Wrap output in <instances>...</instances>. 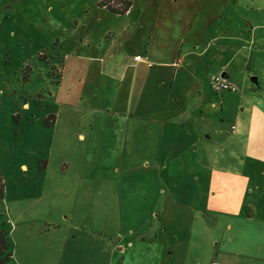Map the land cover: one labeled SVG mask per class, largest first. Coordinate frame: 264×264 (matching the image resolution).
<instances>
[{
    "label": "rangeland",
    "instance_id": "obj_1",
    "mask_svg": "<svg viewBox=\"0 0 264 264\" xmlns=\"http://www.w3.org/2000/svg\"><path fill=\"white\" fill-rule=\"evenodd\" d=\"M96 2L0 0V232L9 238L6 264H100L107 258L100 254L104 245L149 230L166 196L173 211L165 207V214L190 216L188 229L191 217L201 219L215 243L229 248L230 264H264V237L256 234H264V28L232 29L255 37L245 91L238 81L237 93L213 94L207 87L209 105L195 115L206 121L198 128L200 141L206 139L202 154L184 159L183 173L165 174V159L154 152L157 126L107 110L114 84L98 75V67L76 60L98 55L99 47L81 43L86 30L74 27L88 9L96 11ZM114 3L109 5L118 8ZM251 3L249 13L231 4V17H260L264 0ZM255 75L261 92L254 85L256 91L247 90ZM224 231L233 236L225 245L219 235Z\"/></svg>",
    "mask_w": 264,
    "mask_h": 264
},
{
    "label": "crops",
    "instance_id": "obj_2",
    "mask_svg": "<svg viewBox=\"0 0 264 264\" xmlns=\"http://www.w3.org/2000/svg\"><path fill=\"white\" fill-rule=\"evenodd\" d=\"M97 1L96 11L88 9L74 27L81 25L86 30L81 43L91 42L103 55L99 52L95 56L76 55V60L81 65L85 63L86 68L98 67V75L114 84L113 95L105 98L109 99L107 110H114L115 114L120 109L126 112L123 113L126 117L143 119L157 126L160 144L154 152L156 158L166 160L160 163L162 173H183L184 159L202 154L199 145L206 142L205 138L200 141L198 129L204 127L206 121L195 115H203V107L209 105L206 89L211 90L210 79L221 75L235 88L236 81L240 82L245 91L246 79L252 75L254 67L250 60L255 37L252 34L248 38L232 29L241 27L240 24L250 29L264 28L260 22L264 21V4L258 7L260 14L255 13L261 18L235 21L231 17L234 13L231 4L249 13L253 8L248 5L253 0H238V3L235 0H126L129 7L121 14L107 13L97 7L102 0ZM207 2L211 4L209 7ZM87 17L92 18L89 24H86ZM88 45L87 48L91 47ZM136 56H140L141 61H135ZM250 80L252 84L247 90L261 92L259 77L255 75ZM237 92L236 88L235 92L228 93ZM240 101L243 102V98ZM209 108H213V104ZM236 115L237 121L240 120L239 114ZM230 130L237 134L235 124ZM165 207L173 211L170 196L163 199V213L155 214L147 232L122 235L112 247L108 243L104 245L100 254L107 258L100 264H230L227 261L231 257L229 248L215 243V235L201 219L191 217L193 225L188 229L190 216L165 214ZM181 218L185 225L178 224ZM195 224L197 230H194ZM228 226L230 232L232 226ZM256 234L264 237L263 233ZM219 235L225 239L223 245L233 239L226 236V231ZM114 252L117 255L114 256Z\"/></svg>",
    "mask_w": 264,
    "mask_h": 264
},
{
    "label": "trees",
    "instance_id": "obj_3",
    "mask_svg": "<svg viewBox=\"0 0 264 264\" xmlns=\"http://www.w3.org/2000/svg\"><path fill=\"white\" fill-rule=\"evenodd\" d=\"M111 0H102L100 3H98V7L106 9L109 13L112 14H121L125 12L129 7V2L126 0H114L115 5L119 6L118 8H114L111 5H109ZM9 238H7L6 234L3 232H0V264H6V261L10 258V254L7 256V258L3 259L2 256H4V249L8 247L9 245Z\"/></svg>",
    "mask_w": 264,
    "mask_h": 264
},
{
    "label": "built area",
    "instance_id": "obj_4",
    "mask_svg": "<svg viewBox=\"0 0 264 264\" xmlns=\"http://www.w3.org/2000/svg\"><path fill=\"white\" fill-rule=\"evenodd\" d=\"M135 61H141L140 56L134 57ZM210 89L214 92H235L236 88L230 84L223 76H213L209 82Z\"/></svg>",
    "mask_w": 264,
    "mask_h": 264
}]
</instances>
